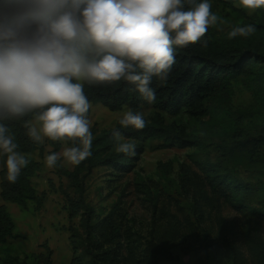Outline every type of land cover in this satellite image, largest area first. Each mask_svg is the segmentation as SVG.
<instances>
[{
	"label": "rangeland",
	"instance_id": "obj_1",
	"mask_svg": "<svg viewBox=\"0 0 264 264\" xmlns=\"http://www.w3.org/2000/svg\"><path fill=\"white\" fill-rule=\"evenodd\" d=\"M219 19L212 25L216 36L248 19L264 21V8L248 10L214 4ZM255 74L239 75L226 97L221 93L202 103V113L177 115L159 112L165 123L183 129L195 145L159 148L161 141L123 139L142 153L132 171L117 174L106 165L86 167L79 180L46 165L52 147L48 138L30 154L38 163L31 178L36 202L18 206L0 197L15 227L13 237L0 244V264H89V248L99 264H201L204 249L214 246L226 259V244L243 251L264 239V218L230 207L222 174L242 185L264 186V60ZM90 103L87 119L93 138L109 131L124 111ZM158 110L141 106L145 119ZM29 125H36L34 118ZM68 146L60 142L56 154ZM58 164L68 171L74 166ZM244 199L263 208L264 192L253 191ZM81 202L86 206L81 207Z\"/></svg>",
	"mask_w": 264,
	"mask_h": 264
},
{
	"label": "clouds",
	"instance_id": "obj_2",
	"mask_svg": "<svg viewBox=\"0 0 264 264\" xmlns=\"http://www.w3.org/2000/svg\"><path fill=\"white\" fill-rule=\"evenodd\" d=\"M248 10L264 0H239ZM219 17L209 0H0V159L15 183L28 159L4 121L31 115L27 135L72 142L62 154L45 157L49 168L61 158L75 166L92 155L84 85L125 81L151 103L153 77L167 79L175 47L201 39ZM252 25L228 37L248 36ZM121 128L141 130L142 113L128 109ZM117 153L134 155L136 145L112 131Z\"/></svg>",
	"mask_w": 264,
	"mask_h": 264
},
{
	"label": "trees",
	"instance_id": "obj_3",
	"mask_svg": "<svg viewBox=\"0 0 264 264\" xmlns=\"http://www.w3.org/2000/svg\"><path fill=\"white\" fill-rule=\"evenodd\" d=\"M211 11L214 4L222 8H233L239 0H209ZM248 19L243 24L229 28L226 32L216 36L212 32L210 25L201 39L187 46L175 47V63L172 65L167 79L160 81L153 77L151 87L156 95L154 102H147L132 86L121 80L112 83H102L96 85H84V93L92 104H101L110 110H119L126 105L134 112H139L141 106L151 104L158 112L152 117L145 119L146 125L141 130L132 127L121 128L119 122L109 131L101 132L93 138L91 152L92 155L75 165L72 171L61 167L58 162L53 167L59 174L71 178L72 185L83 193L79 180V174L86 168L96 165H106L119 175L132 171L138 156L142 153V148L136 145L134 155L117 153L115 141L112 138V131L119 129L122 137L127 139H149L161 141L159 148L179 147L184 148L195 145L194 140L186 137L183 129L177 130L173 124L165 123L159 112L170 115H177L183 111L192 115L202 113V103L204 100L221 93L226 97L231 85L239 75L244 73L255 74L256 69L261 65L260 60H264V21ZM252 25L254 31L248 36H236L229 38L228 33L235 27ZM31 115L12 121H4L18 145L17 150L21 152L29 163L21 169L15 183H10L6 179V168L3 160L0 159V197L2 200L14 203L18 206H26L28 202H36L37 196L32 185L31 178L38 170V163L34 161L30 154L40 148L37 143L27 135V125ZM264 132V131H263ZM262 146L264 145V134L259 136ZM52 150L49 154L56 153L60 148L61 141L48 139ZM68 147L72 142H64ZM218 183L223 184L225 202L232 208L241 209L249 215L264 218L263 208H255L250 202L244 199L253 191H263L264 186L242 185L238 182L217 174ZM81 207L86 206L81 202ZM86 209V208H85ZM15 224L5 205H0V244L7 242L13 237ZM90 241V227L87 230ZM86 243V252L90 255L89 264H99L95 260V254ZM225 256L217 252L216 248L204 249L202 252L201 264H264V239H260L246 251H243L235 243L226 244ZM47 264H50L49 261ZM154 264H158L157 261Z\"/></svg>",
	"mask_w": 264,
	"mask_h": 264
}]
</instances>
